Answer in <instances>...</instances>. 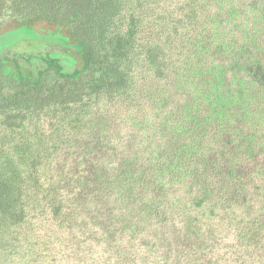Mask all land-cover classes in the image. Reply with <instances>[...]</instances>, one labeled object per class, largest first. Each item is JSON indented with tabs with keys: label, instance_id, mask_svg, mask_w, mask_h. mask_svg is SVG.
Segmentation results:
<instances>
[{
	"label": "trees",
	"instance_id": "obj_1",
	"mask_svg": "<svg viewBox=\"0 0 264 264\" xmlns=\"http://www.w3.org/2000/svg\"><path fill=\"white\" fill-rule=\"evenodd\" d=\"M0 264H264V0H0Z\"/></svg>",
	"mask_w": 264,
	"mask_h": 264
},
{
	"label": "rangeland",
	"instance_id": "obj_2",
	"mask_svg": "<svg viewBox=\"0 0 264 264\" xmlns=\"http://www.w3.org/2000/svg\"><path fill=\"white\" fill-rule=\"evenodd\" d=\"M79 48L68 44L58 33L33 32L18 28L0 34V64L8 70L18 65L34 75L47 67L46 58L56 60L63 73L70 74L76 67Z\"/></svg>",
	"mask_w": 264,
	"mask_h": 264
}]
</instances>
